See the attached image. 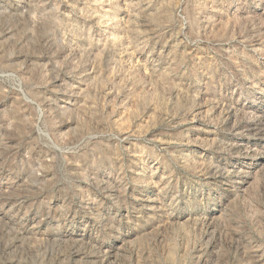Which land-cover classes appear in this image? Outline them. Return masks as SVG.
<instances>
[{
  "label": "rangeland",
  "instance_id": "374dc122",
  "mask_svg": "<svg viewBox=\"0 0 264 264\" xmlns=\"http://www.w3.org/2000/svg\"><path fill=\"white\" fill-rule=\"evenodd\" d=\"M0 264H264V0H0Z\"/></svg>",
  "mask_w": 264,
  "mask_h": 264
}]
</instances>
